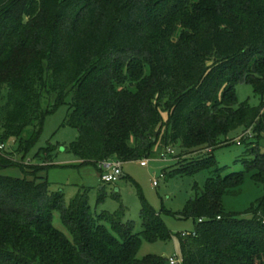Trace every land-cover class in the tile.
I'll list each match as a JSON object with an SVG mask.
<instances>
[{"label": "trees", "instance_id": "trees-1", "mask_svg": "<svg viewBox=\"0 0 264 264\" xmlns=\"http://www.w3.org/2000/svg\"><path fill=\"white\" fill-rule=\"evenodd\" d=\"M241 82L259 105L237 102ZM70 94L63 125L78 135L69 149L100 174L102 161H140L162 147L212 149L163 171L211 173L177 214L195 222L180 237V264H264V195L243 212L223 206L246 173L264 185V0H0V140L15 144L0 152V169L22 173H0V264H169L136 257L142 239L171 236L145 201L135 232L122 206L97 213L85 192L64 204L44 175L53 145L36 152L42 162L19 160ZM238 128L251 129L244 169L223 173L213 150ZM55 211L68 235L53 225Z\"/></svg>", "mask_w": 264, "mask_h": 264}, {"label": "rangeland", "instance_id": "rangeland-1", "mask_svg": "<svg viewBox=\"0 0 264 264\" xmlns=\"http://www.w3.org/2000/svg\"><path fill=\"white\" fill-rule=\"evenodd\" d=\"M237 102L247 101L249 105L257 106L260 103L259 95L253 92L252 87L246 83H238L235 86ZM55 93L50 92L43 97L42 106L46 108L54 102ZM71 94L67 102L57 107L48 114L44 120L42 132L38 141L31 151L22 160L24 163L42 162L43 159L36 157V152L41 148L53 145L51 152L50 166L44 172L53 191L62 190L64 204L78 193H87L88 202L93 211L97 213L105 210L113 212L122 206L123 214L121 222L132 223L134 231L139 232L141 227L140 209L143 201L150 205L160 215L171 236L165 240L149 242L141 240L136 257L142 258L147 254H156L164 258L178 257L181 260L180 237L182 233L191 234L194 232L195 222L191 218H181L177 214L181 212L188 201L194 196L196 190L194 185L203 188L210 171L203 170L193 176L176 175L172 177H160L165 170L177 168L186 164L187 161L207 155L211 148H201L195 152L182 151L178 146H172V153L165 157L160 156L165 149L162 147L151 158L147 159V165L141 166L139 161L122 163L121 175L116 181L104 183L100 180L98 169L91 164L80 165V160L69 149L70 144L77 138L78 132L74 127L63 125L69 112ZM244 129L238 128L232 131L227 139L228 144L213 150L215 159L220 167L225 166L223 173L239 172L244 169L240 161L251 138H245L246 142L237 144L231 139L238 136ZM30 131L27 128L24 135ZM15 144L12 139L6 142V148L10 151ZM257 146L260 152H264V134L257 139ZM0 173L21 177L22 173L17 167L1 168ZM157 181V185H153ZM101 193L105 194L102 202H97ZM117 195L118 199L113 196ZM264 195V185L254 182L250 173H246L242 185L236 194H228L223 198V206L226 211L243 212L255 200ZM239 216L248 217V214L241 213ZM53 225L68 235L58 212L52 216Z\"/></svg>", "mask_w": 264, "mask_h": 264}, {"label": "built area", "instance_id": "built-area-1", "mask_svg": "<svg viewBox=\"0 0 264 264\" xmlns=\"http://www.w3.org/2000/svg\"><path fill=\"white\" fill-rule=\"evenodd\" d=\"M251 137V129H247L241 132L238 136L233 138V142L237 144L241 143V140L245 138ZM6 149V143L0 140V152ZM173 150L170 147L165 148V150L160 154L161 157H165L167 154L172 153ZM122 161L118 159L105 160L99 163V167L101 168L100 180L104 183H111L117 180V178L121 175L122 170ZM141 166L147 165V159H142L139 161ZM160 177H164V172L160 173ZM153 185H157V181H153ZM182 236L187 235V233H182ZM169 264H180L181 260L178 257H170L167 259Z\"/></svg>", "mask_w": 264, "mask_h": 264}]
</instances>
